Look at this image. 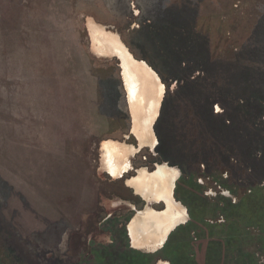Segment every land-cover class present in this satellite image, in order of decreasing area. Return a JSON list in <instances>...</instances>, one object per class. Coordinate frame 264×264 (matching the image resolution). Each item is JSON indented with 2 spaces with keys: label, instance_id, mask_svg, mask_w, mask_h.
Returning <instances> with one entry per match:
<instances>
[{
  "label": "rangeland",
  "instance_id": "1",
  "mask_svg": "<svg viewBox=\"0 0 264 264\" xmlns=\"http://www.w3.org/2000/svg\"><path fill=\"white\" fill-rule=\"evenodd\" d=\"M91 24L156 68L155 150L186 174L175 191L189 219L145 257L127 236L148 206L126 184L138 171L101 170L102 141L137 138L119 62L94 52ZM156 151L133 165L152 171ZM263 179L264 0H0V258L247 264L239 247H264Z\"/></svg>",
  "mask_w": 264,
  "mask_h": 264
},
{
  "label": "flooded vegetation",
  "instance_id": "2",
  "mask_svg": "<svg viewBox=\"0 0 264 264\" xmlns=\"http://www.w3.org/2000/svg\"><path fill=\"white\" fill-rule=\"evenodd\" d=\"M114 28H116L117 32H119V29L117 27ZM118 34L120 35V38L122 40L123 35L120 32ZM112 57L113 59H116L119 62L118 66L120 67V61L117 56L113 55ZM142 61L144 60L142 59ZM145 62L148 64V66L153 69V71H155L156 68L148 59H145ZM121 76L122 82L124 84L125 81L122 70ZM163 88L165 90L164 83ZM125 91L128 107L132 115V135L137 138V146L109 139L102 141L101 149L103 147V144L107 142H111L113 144L115 143L123 149L121 155L122 159L127 161V165L120 177L115 178L112 176V174L106 172L113 179L125 178V176L129 174L132 170H134L135 172L138 171L136 175L130 176L128 177V179H126V184L128 187L133 189L134 194L139 196L144 203L146 202L144 198L148 200V206L145 210H138L135 214H133V216L130 217L127 224L129 226V232L127 229V236L129 237V240L131 242V248H137L138 250L146 253H156L159 250L156 249L167 242L168 238L170 237L169 235H171L174 230L177 229V225L182 222H186L188 218V209L185 205H183L177 200L176 191L174 187L175 182H177L182 176H186V174L182 173L178 166L176 167L175 165H171L172 163H170L166 159H163L160 151L155 150V148L159 145L160 141L157 138L156 134H154L153 132V127L151 123L152 121L149 120L147 123L143 124L140 123L139 120H136V117H138L136 110L137 108L133 104L131 99H128L126 87ZM145 148H149L150 151H153L154 153L156 151L157 154H155L154 156H157L158 160L160 161L158 163L155 162L152 171H149L145 167H142L137 170V168L133 165V163L135 162V156L138 155ZM161 159L164 161H162ZM162 201L166 202L167 204L166 209V206L163 203L161 209H165L163 212H160L151 206V203L153 202ZM112 205L117 206L118 202L112 201ZM155 213L156 216H154ZM153 225L154 227H152ZM25 261L26 260L23 258H14V256L13 258H0V264H25ZM159 261L158 264H169L168 261Z\"/></svg>",
  "mask_w": 264,
  "mask_h": 264
},
{
  "label": "bare ground",
  "instance_id": "3",
  "mask_svg": "<svg viewBox=\"0 0 264 264\" xmlns=\"http://www.w3.org/2000/svg\"><path fill=\"white\" fill-rule=\"evenodd\" d=\"M91 29L95 42L94 52L101 57H107L110 54L112 56L116 55L122 60L128 99H131L137 108L138 117H136V120L143 124L151 120L153 127L159 115L161 101L165 92L160 77L147 64L133 58L118 33L110 31L109 33L104 30L103 26L100 27L94 24H91ZM122 150L115 143L107 142L103 144L101 149V170L103 172H109L115 178L121 176L127 165V161L122 159ZM154 216H156V213Z\"/></svg>",
  "mask_w": 264,
  "mask_h": 264
},
{
  "label": "trees",
  "instance_id": "4",
  "mask_svg": "<svg viewBox=\"0 0 264 264\" xmlns=\"http://www.w3.org/2000/svg\"><path fill=\"white\" fill-rule=\"evenodd\" d=\"M259 184H258V182L257 183H252V187H256V186H258ZM253 190V189H252ZM258 193L260 194L261 193V191H258ZM264 193V192H263ZM247 195V194H246ZM244 193L243 194H241V196L243 197V196H246ZM176 196H177V198L178 199H180L179 198V196H178V194H177V192H176ZM180 200H182V199H180ZM181 226V225H180ZM179 226V227H180ZM260 229H261V227H260ZM260 231H262L263 233H264V226L262 227V230H260ZM252 236V235H251ZM262 248V251L264 252V247L263 246H261L260 244H257L256 245V247L255 248ZM260 248L259 249H257L256 251H252V249H254V248H252L251 249V251L250 250H247L246 249V247H244V246H240L239 247V249L240 250H242L243 251V256H241V258H245V261L247 262V264H253V263H255L256 264V259H257V264H261V258H264L263 256H258L257 255V253H258V251H260ZM116 249V248H115ZM124 249V248H123ZM132 251L134 250V249H131ZM116 251H118V250H116ZM135 251V250H134ZM137 251V250H136ZM244 252H245V254H244ZM137 253H139L140 254V257H145V256H149L150 254L148 253V254H146L145 252H141V251H137ZM146 254V255H145ZM151 257H153V258H151ZM151 257H149V258H151L152 260H153V262L154 261H156V259L157 258H155V255L153 254V255H151ZM126 258V257H125ZM127 258H128V255H127ZM251 258H254V259H251ZM121 258H116V259H111V260H108L107 261V258H106V261L105 260H103V261H98V262H100L101 264H114V261H117V263H119V261L122 263V264H124V262H125V260H120ZM173 259V258H172ZM99 263V264H100Z\"/></svg>",
  "mask_w": 264,
  "mask_h": 264
},
{
  "label": "water",
  "instance_id": "5",
  "mask_svg": "<svg viewBox=\"0 0 264 264\" xmlns=\"http://www.w3.org/2000/svg\"><path fill=\"white\" fill-rule=\"evenodd\" d=\"M124 44V43H123ZM125 45V44H124ZM125 47L127 48V50H128V52L131 54V52L129 51V49H128V47L125 45ZM132 55V54H131ZM133 56V55H132ZM117 58L119 59V61H120V67H121V70H122V73H123V71H124V68H123V64H122V60H121V58L119 57V56H117ZM135 60H137L135 57H133ZM138 61H140V60H138ZM140 62H143V63H145V64H147L145 61H140ZM147 66H148V64H147ZM150 67V66H149ZM151 68V67H150ZM153 70V69H152ZM124 76V75H123ZM125 81V80H124ZM125 84V83H124ZM126 87V86H125ZM153 129H154V125H153ZM154 134H155V132H154ZM177 181V180H176ZM176 183L177 182H175V185H174V187H176ZM175 198V197H174ZM176 199V198H175ZM144 200L146 201V203H148V200H146L145 198H144ZM180 202V201H179ZM158 203H164V205L166 206V209H167V204H166V202H164V201H162V202H158ZM187 214H188V218H187V220H186V222L188 221V219H189V213H188V211H187ZM186 222H182V223H180V224H178L177 226H179V225H181V224H185ZM176 226V227H177ZM127 229H128V232H129V226L127 227ZM163 245H161L159 248H157L156 250H158V249H160L161 247H162ZM156 250H154V251H156ZM153 251V252H154Z\"/></svg>",
  "mask_w": 264,
  "mask_h": 264
}]
</instances>
